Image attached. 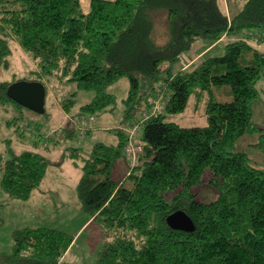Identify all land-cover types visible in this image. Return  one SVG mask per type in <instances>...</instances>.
<instances>
[{"label": "trees", "instance_id": "1", "mask_svg": "<svg viewBox=\"0 0 264 264\" xmlns=\"http://www.w3.org/2000/svg\"><path fill=\"white\" fill-rule=\"evenodd\" d=\"M226 2L243 7L230 16L219 0H92L86 13L81 0H0V72L10 67L11 41L17 39L38 64L29 81L47 87L59 77L77 84L73 98L95 93L70 121L69 138L78 134V119L117 108L108 88L123 77L130 79L123 100L128 124L161 89L170 94L166 114L144 123L145 149L134 168L123 128L117 144L99 142L88 155L68 148L63 156L82 168L81 206L108 239L98 264H264V166L238 148L245 136L259 135L254 146L264 152V128L255 119L264 52L243 38L264 30V0ZM162 12L168 38L160 44L154 31ZM224 35L235 38L224 55L181 69L198 40L216 44ZM13 83L0 79V107L25 108L8 95ZM224 86L231 101L213 97ZM206 94L212 98L207 126L167 120L186 112L192 96ZM75 103L70 99L63 107L71 112ZM123 159L131 171L119 182L114 169ZM0 164V189L20 201L42 187L51 166L44 154L12 150L7 160L0 154ZM182 210L196 224L194 232L168 225ZM74 239L59 228L17 229L14 249L0 256V264H60Z\"/></svg>", "mask_w": 264, "mask_h": 264}, {"label": "rangeland", "instance_id": "2", "mask_svg": "<svg viewBox=\"0 0 264 264\" xmlns=\"http://www.w3.org/2000/svg\"><path fill=\"white\" fill-rule=\"evenodd\" d=\"M84 12L91 9L92 0H81ZM228 14L234 15L243 7V3L233 2L229 8L226 0H219ZM166 13L156 15L155 37L158 43L167 41ZM264 30L254 29L246 33L243 38L253 47L264 52V41L261 38ZM233 36L224 35L216 48H211L204 58L221 57L226 53V46L233 41ZM212 44V41L198 40L193 49L187 53L180 63L182 70H187L186 64L190 57L196 56ZM12 54L9 57L11 65L4 68L0 73L2 81L16 82L19 79H34L33 73L38 71V64L31 55L25 51L17 39L11 41ZM259 84L261 98L255 104V119L264 128V70ZM48 97L46 99L47 114H37L32 110L21 108L11 103L6 107H0V154L7 160L10 150L16 154L24 152H37L44 154L51 162L48 180L51 187L56 189L42 196L43 205H35L36 200L27 202L10 197L3 189H0V256L11 254L14 249V231L23 226L50 227L65 230L73 236L79 231L80 225L88 220V215L82 210L79 195H77L78 182L83 176L82 168L70 158H64L68 148H82L85 155L90 154L99 142L108 145L118 142L117 130L128 126L124 121L125 105L123 100L130 92V79L121 78L118 83L110 86L108 91L117 96L118 106L111 112L98 113L95 116L77 120L78 134L74 139L67 135L69 117L65 115L64 102L75 98V108L70 112L72 115L79 114L81 108L90 102L94 92H82L73 98L78 91L77 84L67 80L53 78L47 83ZM230 87L215 88L213 97L217 101H231L233 97L228 94ZM168 93V98H169ZM210 94L200 97L192 96L187 111L178 115L168 116L167 120L180 123L183 126H207L208 103ZM71 121V120H70ZM259 142V135H247L239 141L238 148L249 153L254 162L264 166V152L254 145ZM2 164H0V182L3 179ZM62 167V170H60ZM131 171L130 164L126 160L118 163L114 169V178L124 182ZM64 172V173H63ZM72 172V175L71 173ZM51 177V178H50ZM130 184V182H128ZM54 188V187H53ZM51 191V190H49ZM50 207V208H49ZM49 208V209H46ZM86 216H85V215ZM77 241L69 254L63 258L60 264H98L100 253L108 239L103 228L98 222L87 225L75 240Z\"/></svg>", "mask_w": 264, "mask_h": 264}, {"label": "water", "instance_id": "3", "mask_svg": "<svg viewBox=\"0 0 264 264\" xmlns=\"http://www.w3.org/2000/svg\"><path fill=\"white\" fill-rule=\"evenodd\" d=\"M47 87L43 82L18 80L13 83L8 95L16 103L32 110L37 114H43L46 111ZM168 225L176 230L194 232L196 224L185 211L173 213L167 220Z\"/></svg>", "mask_w": 264, "mask_h": 264}, {"label": "built area", "instance_id": "4", "mask_svg": "<svg viewBox=\"0 0 264 264\" xmlns=\"http://www.w3.org/2000/svg\"><path fill=\"white\" fill-rule=\"evenodd\" d=\"M261 38H263L264 41V35ZM189 66L190 64L187 63L185 69H187ZM168 93L169 92L166 89H161L157 94L149 99V106L145 105L139 110L138 118L135 119L132 124H129L123 128L127 133V136H129V141L126 146V157L130 160L132 168H134L140 159L139 157L144 153L146 142L141 138L140 135L144 127V123L155 116L166 114Z\"/></svg>", "mask_w": 264, "mask_h": 264}, {"label": "crops", "instance_id": "5", "mask_svg": "<svg viewBox=\"0 0 264 264\" xmlns=\"http://www.w3.org/2000/svg\"><path fill=\"white\" fill-rule=\"evenodd\" d=\"M220 43V42H219ZM219 43H216V44H210V46L208 47V48H206L204 51H202L201 53H199L198 55H196V56H192V58L190 57V59H189V62H187V63H189L190 64V66L191 65H194L198 60H200L201 58H203L205 55H208V52H209V50L212 48H216L217 46H219L218 44ZM187 65V64H186ZM64 108V107H63ZM65 115L66 116H68L69 117V122H70V120H72L73 118L75 119V118H77V113H76V115H72V114H70V112H65ZM118 143V142H117ZM116 143V144H117ZM63 157V156H62ZM128 163H129V161H127ZM60 170H62V167H60ZM48 174H47V176L45 177V179H44V182L42 183V187L40 188V189H37L36 191H34L33 192V195H32V198L29 200V201H27V202H33V200L35 199L36 200V202H35V205H37V206H41V205H43V198H42V196L44 197V196H46V194L47 193H50V192H52V190H54V189H56V185L55 186H50V185H48V184H50L49 183V181H47L48 180V178H49V176L48 175H50V173H49V169H48V172H47ZM64 173V172H63ZM69 173H71V175H72V172H69ZM51 178V177H50ZM54 187V188H53ZM77 188H78V186H77ZM49 190H51V191H49ZM79 206H81V205H79ZM50 208V207H49ZM49 208H46V209H49ZM83 210V208H82V206H81V211ZM85 215V214H84ZM86 216V215H85ZM89 217V216H88ZM97 221L96 220H94V218H88V220L87 221H84L83 223H82V225H80V228H79V231H77V233L74 235L75 236V239H74V243L72 244V246L69 248V250H68V252H67V254H66V256L69 254V252L73 249V247H74V245H75V243L77 242V241H75L76 239H77V237L80 235V233L84 230V227L85 226H87V225H89V226H91V224H93V223H96ZM35 226H23V227H20V229H23V228H34ZM65 256V257H66ZM63 260V259H62ZM61 260V261H62Z\"/></svg>", "mask_w": 264, "mask_h": 264}]
</instances>
